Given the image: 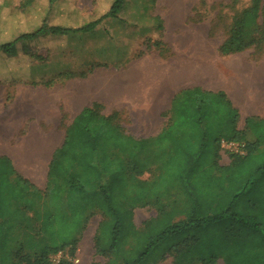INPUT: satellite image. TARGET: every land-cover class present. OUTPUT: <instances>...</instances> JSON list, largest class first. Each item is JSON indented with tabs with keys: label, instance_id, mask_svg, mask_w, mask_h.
<instances>
[{
	"label": "trees",
	"instance_id": "obj_1",
	"mask_svg": "<svg viewBox=\"0 0 264 264\" xmlns=\"http://www.w3.org/2000/svg\"><path fill=\"white\" fill-rule=\"evenodd\" d=\"M57 2L0 0V53L15 57L31 42L40 48L42 41L92 32L123 4L106 0L94 18L66 6L60 19L56 11L67 0ZM263 26L264 0H250L233 16L218 55L263 51ZM94 68L59 77L84 79ZM11 99L7 94L6 102ZM101 112L93 103L64 129L44 190L15 175L0 157V264H50L65 250L74 255L95 214L101 216L95 254L116 259L107 264H155L167 257L170 264H264V118L248 117L238 130V112L226 94L197 87L173 95L167 122L154 136L134 138L124 132L118 112ZM222 143L237 146L224 166ZM144 173L152 174L141 179ZM144 207L155 216L137 228L134 210Z\"/></svg>",
	"mask_w": 264,
	"mask_h": 264
},
{
	"label": "rangeland",
	"instance_id": "obj_2",
	"mask_svg": "<svg viewBox=\"0 0 264 264\" xmlns=\"http://www.w3.org/2000/svg\"><path fill=\"white\" fill-rule=\"evenodd\" d=\"M61 1L58 0L59 3ZM104 1L106 0H67L58 7L55 17L64 18V7L72 6L79 17L94 18L102 12L99 8L104 6ZM249 3L250 0H123L117 16L105 19L92 32L70 33L58 37L49 45H45L42 41L40 48L37 43L38 46H35L31 42L28 47L20 50L17 56L9 57L11 59L7 62L0 59V66L3 67L0 68V87L9 88L8 94L12 96V90L17 85L45 87V84L52 81L51 87L63 86L66 81L73 79L63 80L59 74L84 72L88 67L95 66L93 72L86 78L75 79L87 88L93 87V95L102 106L101 113L107 116L118 112L119 123L124 132L134 138L155 135L169 117L166 108L169 106L172 91L166 92L162 88L163 83L159 82L165 80L164 68L167 63L179 59V65L184 71L188 70L191 77L196 79L198 76L201 77L200 79L213 78V72L221 67V88L227 91L232 86L227 69L240 70L247 67L248 72L251 69L256 72L264 68V49L261 51L252 47L242 53L226 57L219 56L217 52L219 45L228 35L233 16L248 7ZM43 10H46V7H43ZM30 15H26L27 19ZM43 17L44 13L36 18L38 24ZM154 42H159L160 45L155 47ZM33 46L36 49L31 50ZM203 70L207 74L203 73ZM195 72L199 73L195 74ZM103 85H108L117 97L103 99L98 96L101 91L98 87ZM135 87L139 90L138 94L135 92ZM157 94L162 98V108L165 110L150 112L148 116L152 120L147 121L152 122V125H145L148 122L141 121L140 118L146 114L137 108L141 101L149 100ZM137 95L138 101L135 100ZM62 117L59 128L60 138L70 123V118L63 113ZM236 152L235 149L221 147L219 164L227 165L229 155ZM151 174L144 173L141 179H147ZM154 216L155 211L150 207L137 208L134 210L133 223L135 227L140 228L143 222ZM100 220L99 214L88 219L74 255H70L69 251L65 250L51 256L50 264L115 262L114 258L109 260L95 254L93 238ZM21 239L19 236L15 241ZM14 246L16 247L15 243L11 242L10 250H14ZM170 263L171 258L167 257L164 261L155 264Z\"/></svg>",
	"mask_w": 264,
	"mask_h": 264
},
{
	"label": "crops",
	"instance_id": "obj_3",
	"mask_svg": "<svg viewBox=\"0 0 264 264\" xmlns=\"http://www.w3.org/2000/svg\"><path fill=\"white\" fill-rule=\"evenodd\" d=\"M0 59L7 62L11 58L0 53ZM179 63L180 60L176 58L164 68L165 80L162 86L167 89L166 92L172 91L170 101L173 95L182 89L197 87L208 92L222 91L238 112V130L243 128L244 120L248 117L264 118V68L256 72L253 69L248 72L247 67L240 70L227 69L232 83L227 91L221 88V67L213 72V78H206L207 81L205 78L200 79L199 76L193 80L190 72L184 71ZM150 72L152 73V69ZM8 89L0 87V157L9 160L15 175L35 188L44 190L53 152L64 140V132L60 138L59 130L62 113L70 118L68 124L70 125L83 108L99 101L93 95V87L81 85L78 79L66 81L63 86L49 88L17 85L12 90V99L9 103L6 102ZM145 101H141V107L137 108L146 114L140 118L141 121L150 120L148 116L150 112L165 110L162 108L163 100L158 94ZM166 109L168 111L169 106ZM148 124L152 125V122L145 123ZM150 136L154 134L148 137ZM56 142L59 144H55Z\"/></svg>",
	"mask_w": 264,
	"mask_h": 264
},
{
	"label": "bare ground",
	"instance_id": "obj_4",
	"mask_svg": "<svg viewBox=\"0 0 264 264\" xmlns=\"http://www.w3.org/2000/svg\"><path fill=\"white\" fill-rule=\"evenodd\" d=\"M173 24H175L174 22H173ZM187 37V36H186ZM187 39V38H186ZM190 41V40H189ZM203 51V50H202ZM199 54V53H198ZM202 54V53H201ZM203 55V54H202ZM197 67H195V69H196ZM207 68V67H206ZM184 69V68H183ZM200 69V68H199ZM202 69V68H201ZM169 70V69H168ZM208 70V69H207ZM210 70V69H209ZM156 71V70H155ZM183 71V70H182ZM141 72V71H140ZM192 72V71H191ZM201 72V71H200ZM129 73H132V72H129ZM134 73V72H133ZM143 73H144V71H143ZM157 73V72H156ZM155 73V74H156ZM176 73V72H175ZM199 73V72H198ZM198 73H196L195 72V74H198ZM203 73H205V74H207L204 70H203ZM140 74V73H139ZM154 74V75H155ZM171 74H173V73H171ZM189 74V73H188ZM204 74V75H205ZM208 74H210L209 72H208ZM131 75V74H130ZM134 75V74H133ZM174 75V74H173ZM171 76V75H170ZM198 76V75H197ZM196 76V77H197ZM208 76V75H207ZM131 77H133V76H131ZM146 77H148V76H146ZM195 77V76H194ZM155 78V77H154ZM162 78V77H161ZM171 78V77H170ZM169 78V79H170ZM175 78V77H174ZM198 78V77H197ZM201 78V77H200ZM208 78V77H207ZM263 78V77H262ZM151 79V78H150ZM178 79V78H177ZM182 79H184V78H182ZM191 79H193V80H195L194 78H191ZM206 79V78H205ZM208 79H210V78H208ZM127 80H129V79H127ZM133 80V79H132ZM172 80V79H171ZM186 80V79H185ZM147 81H148V79H147ZM152 81H153V79H152ZM169 81V80H168ZM199 81H200V79H199ZM203 81V80H202ZM206 81H207V79H206ZM246 81V80H245ZM126 82V81H125ZM131 82H133V81H131ZM131 82H129V83H131ZM150 82V81H149ZM159 82H162L163 83V81H159ZM192 82V81H191ZM204 82H205V80H204ZM124 83V82H123ZM146 83V82H145ZM151 83V82H150ZM177 83H179V82H177ZM186 83H188V82H186ZM193 83V82H192ZM200 83V82H199ZM208 83V82H207ZM213 83V82H212ZM128 84V83H127ZM175 84V83H174ZM173 84V85H174ZM182 84V83H181ZM180 84V85H181ZM214 84V83H213ZM148 85V84H147ZM152 85V84H151ZM250 85V84H249ZM165 86V85H164ZM254 86H255V84H254ZM146 87H148V86H146ZM152 87V86H151ZM173 87V86H172ZM175 87V86H174ZM260 87V86H259ZM163 88V87H162ZM255 88H257V87H255ZM101 90L100 91V94L98 93V96H100L101 98H105V99H111V98H116L117 96H116V93L114 92V91H112V90H110L109 89V87H108V85L107 86H99L98 87V90ZM129 89V88H128ZM127 89V90H128ZM148 89V88H147ZM161 89V88H160ZM167 90V89H166ZM134 91V90H133ZM137 91H139L136 87H135V92L137 93ZM147 91H149V90H147ZM93 92H94V90H93ZM132 92V91H131ZM163 92V91H162ZM140 93V92H139ZM145 93V92H144ZM125 94V93H124ZM138 94V93H137ZM116 96V97H115ZM130 96V95H129ZM132 97H134V96H132ZM99 98V97H98ZM139 97H138V95L136 96V99L135 98H133V99H135V100H137ZM144 98V97H143ZM154 98V97H153ZM160 98V97H159ZM118 99V98H117ZM158 99V98H157ZM146 100V99H145ZM144 100V101H145ZM112 101V100H111ZM110 101V102H111ZM138 101V100H137ZM151 101V100H150ZM154 102V101H153ZM145 103H146V101H145ZM150 103V102H149ZM156 103V102H155ZM151 104V103H150ZM137 105H138V103H137ZM135 106V105H134ZM140 106V105H139ZM137 107V106H136ZM141 107V106H140ZM143 107V106H142ZM156 107V106H155Z\"/></svg>",
	"mask_w": 264,
	"mask_h": 264
},
{
	"label": "built area",
	"instance_id": "obj_5",
	"mask_svg": "<svg viewBox=\"0 0 264 264\" xmlns=\"http://www.w3.org/2000/svg\"><path fill=\"white\" fill-rule=\"evenodd\" d=\"M222 147H224V148H226V149H235V150H237V146L235 145V144H231V143H228V144H226V143H222Z\"/></svg>",
	"mask_w": 264,
	"mask_h": 264
}]
</instances>
